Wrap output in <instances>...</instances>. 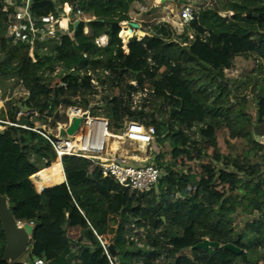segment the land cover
<instances>
[{
	"label": "trees",
	"instance_id": "1",
	"mask_svg": "<svg viewBox=\"0 0 264 264\" xmlns=\"http://www.w3.org/2000/svg\"><path fill=\"white\" fill-rule=\"evenodd\" d=\"M135 1L33 0L35 17L69 6L93 19L76 37L45 41L30 53L13 42L14 11L0 0V82L14 81L15 105L0 117L13 125L0 131V198L16 223L33 226L27 260L9 262L0 222V264H264V56L246 45L264 37V0H231L229 20L214 0L211 7L199 0L181 37L162 0L135 21L149 39L123 42L119 25L137 13ZM206 56L251 62L240 78L222 80L221 65ZM144 91L134 108L132 95ZM70 108L107 120L114 136L129 124L152 129L143 158L162 171L155 189L130 193L102 178L91 160L64 156L66 184L36 194L30 178L44 161H56L46 138L67 124ZM198 213L211 228L197 225ZM205 241L219 248L197 249Z\"/></svg>",
	"mask_w": 264,
	"mask_h": 264
},
{
	"label": "built area",
	"instance_id": "2",
	"mask_svg": "<svg viewBox=\"0 0 264 264\" xmlns=\"http://www.w3.org/2000/svg\"><path fill=\"white\" fill-rule=\"evenodd\" d=\"M32 1L33 0H24L20 7L15 6L13 0H11L10 3L6 2L14 11V14L10 17L11 35L14 43H21L27 46L31 53L34 45H40L48 40L59 42L64 36L73 38L81 34L77 32V29L81 25L83 30L84 22L81 20L87 15L81 13L78 7L71 8L69 6H64L62 13L58 16L49 15L45 17H35L30 13V4ZM186 1L188 2L186 6L178 5L176 1L169 3L167 6V21L173 24L174 33L177 37L183 35L184 25L190 22L195 14L192 5L198 3L199 0ZM160 3L161 0H136L134 6L137 13L129 22L122 23L119 27L121 28V26L124 25L129 32L131 23H135L139 16L149 12L153 6L159 5ZM226 14L228 16L227 20H229L230 13ZM77 22L79 24L75 29L74 24ZM178 31L181 33L177 35ZM125 38L131 39L132 37H128V35L120 37L123 42ZM135 42L139 43L136 38ZM105 43L106 39L102 38L98 40L97 45L104 46ZM16 59L19 61L20 57L17 56ZM90 83L94 88L97 87L95 80H92ZM146 95V91L132 95L133 107L135 108L140 103L139 101L141 99H145ZM21 115L22 113H19L17 117ZM33 115L37 116L36 113H33ZM66 116L68 119L67 124L58 126L53 132L54 136L52 139L46 138L56 153V161L53 163L44 161L43 169L30 178L31 186L36 194H44L66 184V178L61 163V159L64 156L91 160L96 164L102 178L112 179L130 193L143 194L155 189L162 176V171L154 164L146 161L144 158L139 159L136 157L131 158L130 162H126L116 157L117 151L112 152L108 150L106 140L116 137L107 133V120L92 118L87 112L76 108L68 109L66 111ZM74 119H81V124L73 136H67L66 132ZM0 125V131L4 130L3 126H13L3 122H0ZM20 128L27 129L26 127ZM132 129L139 130V132H143L144 135L142 137L132 135ZM100 132L102 134V141L101 144L98 145L96 139ZM122 135L129 139V142L135 144H140L137 143L138 141L135 139L141 137L144 139L143 143L146 147L149 143H154L153 130L149 129L145 131L136 124L127 125ZM34 180L38 181V187L34 186ZM30 225L32 224L30 223ZM141 234H144V231H141ZM29 264L47 263L42 258H36L31 260Z\"/></svg>",
	"mask_w": 264,
	"mask_h": 264
},
{
	"label": "rangeland",
	"instance_id": "3",
	"mask_svg": "<svg viewBox=\"0 0 264 264\" xmlns=\"http://www.w3.org/2000/svg\"><path fill=\"white\" fill-rule=\"evenodd\" d=\"M5 2L10 3L11 0H5ZM211 2V3H210ZM215 4H218L219 6H221L222 8V12H220V17L224 20L228 19L227 14L225 13H230V7H231V0H214ZM213 4V2L210 0L209 2H207L206 6L207 7H211ZM8 5V4H7ZM167 9V7H166ZM226 15V16H224ZM93 19L92 15H87L85 16L81 21L85 22L87 20ZM137 32H132L129 33L128 37H132V38H137L136 36ZM175 34V33H174ZM118 37V36H117ZM142 41H140L141 43ZM247 49H248V53H252L253 55L258 56L259 58L264 56V37H262L258 42L254 39L248 38L247 39ZM207 57V56H206ZM208 59V63L213 65V66H217V65H221V79L225 80V79H230V78H236L237 76L239 77V73L241 72V67H243L244 65H250V60H248L247 62L244 61V59H224L221 58L220 60H217L214 57H207ZM229 64H231V66H229ZM252 66V64H251ZM219 67V66H218ZM240 78V77H239ZM255 82V80L253 81ZM14 83L13 80L8 81L5 84L6 86V90H5V95H4V100L2 101V106L0 109V117H1V113H9V111L12 109V107H14L15 105L13 104V102L10 101L9 99V92H10V88L11 85ZM250 97V96H249ZM1 128V127H0ZM108 134L112 135L109 131H107ZM114 137H118L121 138L120 141H118V143L120 144L119 146V150L116 152V157H119L123 160H125L126 162H130L131 158L136 157L139 159H142L145 156L146 153V145L143 144H135V143H131L129 142V139L123 137V135L121 136H114ZM146 137V136H145ZM112 142L115 141V139H111ZM0 201L2 202H6V200L1 199ZM177 211L180 212L181 214L187 215V210H186V206L184 204H179ZM188 216L190 217V215L188 214ZM195 220L198 226L202 227V228H211V221L209 219V217L205 214L202 213H198L195 216ZM20 262H25L27 260V254H23L19 259Z\"/></svg>",
	"mask_w": 264,
	"mask_h": 264
},
{
	"label": "water",
	"instance_id": "4",
	"mask_svg": "<svg viewBox=\"0 0 264 264\" xmlns=\"http://www.w3.org/2000/svg\"><path fill=\"white\" fill-rule=\"evenodd\" d=\"M163 1H167L170 3L176 1V3L181 6H186L188 4L186 0H163ZM247 17L251 18V15H248ZM78 24H79L78 22L74 24L75 29L77 28ZM129 27L131 28L129 30V33H132L133 31L136 33L138 31V26L135 23H131ZM80 124H81V119H74L66 132L67 136H73L76 133L77 129L79 128ZM5 204L7 203L0 201V222L2 224L3 232L5 235V241H6L4 260L9 262H15L23 254L27 252L28 242L32 235V228L31 226L26 224L23 226V228H18L19 224L15 222L9 209L6 211L7 213H3L1 211V208H4ZM207 248L218 249L219 245L216 243H210L208 241H205L199 247H197V249H207ZM222 249L240 255V252H238L235 248L231 246H225ZM108 251L111 257L115 259L116 254L112 245L108 246Z\"/></svg>",
	"mask_w": 264,
	"mask_h": 264
},
{
	"label": "bare ground",
	"instance_id": "5",
	"mask_svg": "<svg viewBox=\"0 0 264 264\" xmlns=\"http://www.w3.org/2000/svg\"><path fill=\"white\" fill-rule=\"evenodd\" d=\"M81 31H82V26L80 25V26L78 27V29H77V32L81 33ZM180 33H181V32L178 31V32H177V35L180 34ZM124 35H129V32H128V30L125 28V26L122 25L121 28L119 29V31L117 32V36L120 38V37H122V36H124ZM136 36H137V38H138L137 41H138L139 43H140V41L148 40V39H149V37H148L147 35L143 34V33L140 32V31H137ZM5 90H6V86H5V84L2 83V82H0V109H1V106H2V101L4 100ZM131 132H132V135H135V136H141V137H142V136L144 135L143 132H139V130H136V129H132ZM141 137H138L137 139H135L136 141H138L137 143H140V144H141V143L144 142V139L141 138ZM114 139H115L114 142H112L111 139H110V140H106V142H107V148H108L109 151H112V152L118 151V150H119V146H120V144L118 143V141H120V139H118V138H114ZM117 140H118V141H117ZM101 141H102V134H101V132H100V133H98V137H97V139H96V142H98V145H100V144H101ZM33 183H34V186H35V187H38V186H39L38 181L34 180ZM7 210H8V205L5 204L4 208H1V211H2L3 213H7V212H6ZM25 224H26V223H25ZM25 224H24V223H23V224H19V225H18V228H23V226H24Z\"/></svg>",
	"mask_w": 264,
	"mask_h": 264
},
{
	"label": "crops",
	"instance_id": "6",
	"mask_svg": "<svg viewBox=\"0 0 264 264\" xmlns=\"http://www.w3.org/2000/svg\"><path fill=\"white\" fill-rule=\"evenodd\" d=\"M90 20H92V19H90ZM25 224V223H24ZM26 225H29V226H31V228H32V230H33V226L32 225H30V223H26Z\"/></svg>",
	"mask_w": 264,
	"mask_h": 264
}]
</instances>
